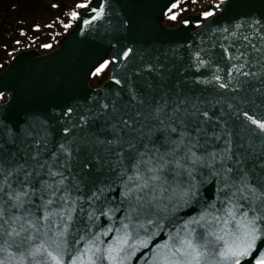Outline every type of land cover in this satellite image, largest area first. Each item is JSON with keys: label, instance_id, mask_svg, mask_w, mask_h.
I'll use <instances>...</instances> for the list:
<instances>
[{"label": "snow or ice", "instance_id": "6c2138e0", "mask_svg": "<svg viewBox=\"0 0 264 264\" xmlns=\"http://www.w3.org/2000/svg\"><path fill=\"white\" fill-rule=\"evenodd\" d=\"M118 3L74 9L90 25ZM225 6L200 14L195 46L117 48L89 72L114 66L106 84L62 106H0V264H264V17L225 26ZM185 10L170 0L167 18ZM126 31L105 27L113 47Z\"/></svg>", "mask_w": 264, "mask_h": 264}, {"label": "water", "instance_id": "95a60500", "mask_svg": "<svg viewBox=\"0 0 264 264\" xmlns=\"http://www.w3.org/2000/svg\"><path fill=\"white\" fill-rule=\"evenodd\" d=\"M101 0H93V5ZM170 0H119L108 9L110 15L100 21L87 24L95 15L86 10L78 24L58 43V49L40 56L36 51L21 53L16 56L6 71L0 75V91L4 93L5 102L0 106L8 108L12 120L23 119L34 111L49 110L52 105H63L71 97L83 95L91 90L103 87L107 80L97 88L90 85V70L93 65L112 56L117 48L133 47L144 40L155 42L158 46L178 47L199 42L197 33L202 29L195 27L201 22V13L183 19L180 25L171 29L165 24V16ZM218 17L222 25H228L235 17L250 14L256 18L264 17V0H231V6H225ZM124 19L128 21L131 31H126L120 44L113 47L116 37L105 32L109 20ZM188 21L187 24L184 22ZM207 23V22H205ZM110 75L113 67L110 66ZM1 102V101H0ZM205 196L212 197L206 191ZM198 215L199 209L187 210ZM184 215V213H181ZM119 227V224L116 225ZM221 227V226H217ZM168 230L166 229L165 232ZM115 234L105 237L114 238ZM135 235V234H134ZM166 235L159 238L160 242ZM133 240L131 243H134ZM5 254L0 253V256ZM138 256L151 257L150 250H143ZM129 264H146L143 258H133Z\"/></svg>", "mask_w": 264, "mask_h": 264}, {"label": "trees", "instance_id": "16d2710c", "mask_svg": "<svg viewBox=\"0 0 264 264\" xmlns=\"http://www.w3.org/2000/svg\"><path fill=\"white\" fill-rule=\"evenodd\" d=\"M79 2L81 0H0V74L18 54L36 51L39 55H45L57 49L59 41L79 22L71 20L69 12L76 10L80 16L86 12L74 9ZM215 2L217 0H197L193 4L192 0H181V8L186 10L177 12L176 21L166 17L167 25L175 27L183 18L207 9ZM52 4L59 7L52 8ZM64 23H70L72 27L65 29ZM37 26L39 31L36 30ZM44 44H51L52 48L45 49ZM110 70L111 67L103 75L91 78L90 85L93 88L101 86L108 79Z\"/></svg>", "mask_w": 264, "mask_h": 264}, {"label": "rangeland", "instance_id": "374dc122", "mask_svg": "<svg viewBox=\"0 0 264 264\" xmlns=\"http://www.w3.org/2000/svg\"><path fill=\"white\" fill-rule=\"evenodd\" d=\"M54 11H56V10H54ZM56 14H57V12H56ZM56 14H55V15H56ZM165 21H166V19H165ZM181 21H182V20H181ZM181 21H180V22H181ZM180 22H179V24H178L177 26H179V25H180ZM165 24H166V26H168V25H167V21L165 22ZM177 26H175V27L168 26V27H170V28L174 29V28H176Z\"/></svg>", "mask_w": 264, "mask_h": 264}, {"label": "flooded vegetation", "instance_id": "af4514ba", "mask_svg": "<svg viewBox=\"0 0 264 264\" xmlns=\"http://www.w3.org/2000/svg\"><path fill=\"white\" fill-rule=\"evenodd\" d=\"M203 10H205V9H203ZM201 11H202V10H201ZM201 11H199V12H201ZM199 12H198V13H199ZM195 14H197V13H195ZM8 66H9V65H8ZM1 74H3V73H1ZM1 74H0V75H1Z\"/></svg>", "mask_w": 264, "mask_h": 264}]
</instances>
